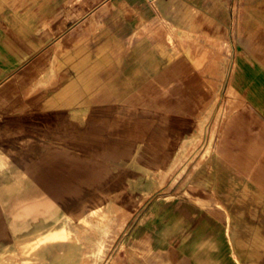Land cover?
Here are the masks:
<instances>
[{"label":"crops","instance_id":"1","mask_svg":"<svg viewBox=\"0 0 264 264\" xmlns=\"http://www.w3.org/2000/svg\"><path fill=\"white\" fill-rule=\"evenodd\" d=\"M216 1L0 0V96L22 94L31 111L51 101L50 113L127 112L113 129L191 138L207 98L234 80L246 103L224 125L212 161L234 192L264 204V0ZM3 144L2 134L0 248L6 224L21 223V204L36 218L35 204H75L110 182L98 163L70 171L67 158L36 147L6 165ZM203 205L155 208L168 225L184 227L189 252L175 264H225L223 234L199 231L208 226ZM210 221L219 229L225 213ZM261 225L264 240V209Z\"/></svg>","mask_w":264,"mask_h":264},{"label":"rangeland","instance_id":"2","mask_svg":"<svg viewBox=\"0 0 264 264\" xmlns=\"http://www.w3.org/2000/svg\"><path fill=\"white\" fill-rule=\"evenodd\" d=\"M216 3L221 7L220 0ZM41 74L44 78V70ZM233 88L230 80L228 89L222 84L217 94L207 98L191 138L172 129H161L154 136L148 130L124 134L113 129L120 114L127 112L117 116L116 112L50 113L51 101L31 111L28 97L25 100L22 94L0 96L6 165L14 154L36 147L67 158L70 171L98 163L101 176L110 181L93 193V200L84 195L70 208L56 204L54 210L36 212V218L23 213L28 204H21L20 225L15 230L5 226L0 264H175L189 252L181 236L184 227L162 220L157 204L206 205L208 226L199 231L208 228L223 234L224 263L264 264L259 230L264 204H253L259 197L252 193L234 192L212 161L224 125L246 103ZM107 157L117 159L103 160ZM214 209L225 213L219 229L211 225ZM48 222L63 232L34 235Z\"/></svg>","mask_w":264,"mask_h":264},{"label":"bare ground","instance_id":"3","mask_svg":"<svg viewBox=\"0 0 264 264\" xmlns=\"http://www.w3.org/2000/svg\"><path fill=\"white\" fill-rule=\"evenodd\" d=\"M237 116V115H236ZM74 117V116H73ZM236 118V117H235ZM23 121V120H22ZM23 123V122H22ZM33 123V122H32ZM99 127V126H98ZM125 127V126H124ZM125 128H127V127H125ZM125 128H124V130H122L123 132L122 133H128L129 132V130H125ZM157 132H158V130H156V129H154V130H150V133H151V135L152 136H154V135H156L157 134ZM40 133V132H39ZM31 138V137H30ZM28 140V139H27ZM21 148V147H20ZM152 175V174H151ZM70 196H72L73 194H69ZM85 195V197L86 198H88V199H91V200H93L94 199V197H95V194H93V193H89V194H84ZM122 198V197H121ZM96 200V199H95ZM124 201V200H123ZM52 202L54 203V200H52ZM69 203H71V197L69 198ZM126 203V202H125ZM53 205H56V204H35V210H36V212H43V209H46V208H51V209H53L54 210V208H55V206H53ZM64 205H67V207L68 208H70V207H72L74 204H64ZM23 213L24 212H26V213H28L29 212V208H28V206H26V207H23ZM34 210V209H33ZM67 213L68 214H72V212H70V211H67ZM116 217V216H115ZM118 224V223H117ZM113 229V228H112ZM63 230V228L62 229H59V228H56V227H54V225L52 224V223H50V222H48L44 227H43V229H41V230H37V231H35V234L34 235H39V234H41V233H47L48 235H50V236H56V235H58L59 233H61V232H63L62 231ZM114 231V230H113ZM12 247V246H11ZM16 249V248H15ZM72 249V248H71ZM109 250V249H108ZM44 253V252H43ZM44 256V255H43ZM125 258V257H124ZM123 259V258H122ZM119 260V259H118ZM121 260V259H120ZM62 264V263H61Z\"/></svg>","mask_w":264,"mask_h":264}]
</instances>
